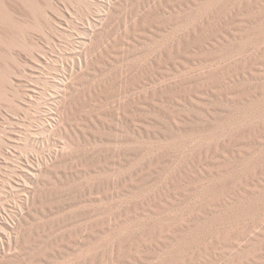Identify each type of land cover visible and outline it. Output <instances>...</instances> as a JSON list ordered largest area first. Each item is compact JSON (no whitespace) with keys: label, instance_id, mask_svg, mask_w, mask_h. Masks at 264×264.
I'll list each match as a JSON object with an SVG mask.
<instances>
[{"label":"bare ground","instance_id":"obj_1","mask_svg":"<svg viewBox=\"0 0 264 264\" xmlns=\"http://www.w3.org/2000/svg\"><path fill=\"white\" fill-rule=\"evenodd\" d=\"M214 1L0 0V264H264V87L199 128L165 107Z\"/></svg>","mask_w":264,"mask_h":264},{"label":"rangeland","instance_id":"obj_2","mask_svg":"<svg viewBox=\"0 0 264 264\" xmlns=\"http://www.w3.org/2000/svg\"><path fill=\"white\" fill-rule=\"evenodd\" d=\"M201 7L202 12L199 21L202 28L198 36V58L195 62L189 64L184 71L188 76V82L169 90L172 96L165 101L166 109L183 114L179 119L180 124L191 128H199L197 123L215 121L210 115L211 113L208 112L217 113L218 115L224 114L226 110L222 109V106L226 105L227 108L241 109L252 102L260 105L264 100L261 101L263 96L260 94V89L264 87V0H215L209 7L205 6L204 2ZM63 34L64 36H62ZM67 34L69 33L65 34L59 31L55 36H60L61 41L59 42L63 43V39H72ZM42 41L45 42L44 39ZM243 67L247 68V71H243ZM47 72L46 76L54 74V70H48ZM201 72H205V75H198ZM225 72H235L232 81L228 84H223L221 81L212 82L219 80L218 78ZM199 86L204 89L199 88ZM226 88L229 91L228 95L233 98H239L243 96L242 94L254 88L258 91L256 94L260 98L249 96V98H252L249 101L246 100V97L241 98L242 100H230V97L227 98L222 94L218 95ZM185 90L190 92L187 94ZM196 95L203 98L199 106L189 102V98H196ZM174 98L181 101V104H176ZM237 109H234V111ZM150 115L154 120L161 119L159 121L162 124H153L158 126V129L170 130L172 128L170 127V121L157 111L152 109ZM150 140L155 141L156 138L152 136ZM142 144L146 143H140L139 146ZM137 159L141 162L140 168L143 167L142 170L145 172L148 168L147 163L143 162L140 155L137 156ZM157 175L158 173L148 170L144 177L154 178ZM227 179L224 178V180ZM219 180L222 181L223 179L219 178ZM150 185V183H146L137 188L138 192L141 190L139 192L141 195L138 196L139 199L145 198L147 192L152 189ZM207 189L208 187L206 189L201 187L203 194L200 199L204 198L205 192H209L211 187ZM181 198L184 197L181 196L180 202L176 203L175 206L178 209L183 208L185 211L191 210L193 204H195L194 201L188 198L186 202L181 203L183 200ZM182 205L185 206L182 207ZM205 221L202 220L204 224L207 223ZM138 257L140 256L133 257L131 260L134 262ZM114 264L128 263L115 259Z\"/></svg>","mask_w":264,"mask_h":264}]
</instances>
